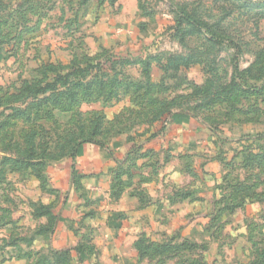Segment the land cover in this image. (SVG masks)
Wrapping results in <instances>:
<instances>
[{
	"label": "rangeland",
	"instance_id": "rangeland-1",
	"mask_svg": "<svg viewBox=\"0 0 264 264\" xmlns=\"http://www.w3.org/2000/svg\"><path fill=\"white\" fill-rule=\"evenodd\" d=\"M0 264H264V0H0Z\"/></svg>",
	"mask_w": 264,
	"mask_h": 264
},
{
	"label": "crops",
	"instance_id": "crops-1",
	"mask_svg": "<svg viewBox=\"0 0 264 264\" xmlns=\"http://www.w3.org/2000/svg\"><path fill=\"white\" fill-rule=\"evenodd\" d=\"M185 124L186 123H182L179 125L174 123L166 132L167 141L163 143L161 142V145L163 144V147L165 148L167 144H169L168 146L171 147L174 143L173 148L180 149L177 146H184L187 144L188 147L189 144L191 145L193 142L197 143V134L206 130V126L203 127L197 124L190 125V123H187L186 125ZM120 145L121 144H118V148L112 152L114 154L112 157L106 155V151L104 149L92 143H85L78 149V154L76 155L77 167L83 172L100 173V177L96 180L94 187L101 186L103 189L108 191L110 187V180L109 176L105 175L104 172L106 173V169L108 167L115 165V160L120 158V155L124 152L123 150L126 151L127 148H124L125 146L120 147ZM70 168V160L64 162V164H61L58 167V170L54 172V185L60 190L67 189L69 193L68 196L72 197V187L68 186V184L65 182L69 178ZM138 203V196L134 192H129L126 190L122 193V197L118 205V207L121 208H116V210L118 209L127 213H131L132 215L141 214L144 211V208H140Z\"/></svg>",
	"mask_w": 264,
	"mask_h": 264
},
{
	"label": "trees",
	"instance_id": "trees-1",
	"mask_svg": "<svg viewBox=\"0 0 264 264\" xmlns=\"http://www.w3.org/2000/svg\"><path fill=\"white\" fill-rule=\"evenodd\" d=\"M116 58L115 57H110L108 60H106L105 62H103L102 64H95V65H93V66H91V67H98L99 69H103V68H106V63H109V62H112L113 60H115ZM254 89H256V88H254ZM37 93H39V92H41V91H44V88L43 87H40L39 89L37 88ZM78 149V148H77ZM73 151V153H72V155H73V157L75 156V153H76V151H78V150H76L75 148H73L72 149Z\"/></svg>",
	"mask_w": 264,
	"mask_h": 264
}]
</instances>
